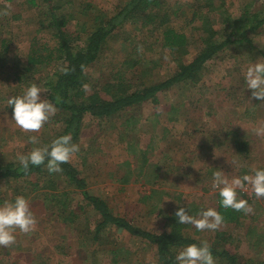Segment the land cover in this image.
Masks as SVG:
<instances>
[{
	"label": "rangeland",
	"instance_id": "obj_1",
	"mask_svg": "<svg viewBox=\"0 0 264 264\" xmlns=\"http://www.w3.org/2000/svg\"><path fill=\"white\" fill-rule=\"evenodd\" d=\"M124 1L56 0L55 6H61L57 13L75 22L68 28L79 32L77 45L84 42V31L91 29L98 14L113 16ZM208 2L169 0L164 5L167 23L160 28L123 25L87 69L88 84L114 83L118 76L130 79L134 74L139 79L136 87L150 86L171 77L178 64L191 60L195 51L189 47L183 55L170 52L163 46L161 33L170 28L190 40L198 39L200 23L192 21L191 15L199 7H203L202 14L211 16L216 30L224 28L223 15L231 20L244 11L258 14L259 19L264 16L257 0H212L205 9ZM5 8L8 15H0V44L4 39L8 44L5 53L0 47V165H18L16 154L33 147L28 136H37L42 146L62 132L63 117L57 111L36 133L22 132L10 120L5 102L8 95L20 94L35 83L46 98L44 79L53 66L37 68L25 77L19 70L25 67L31 45L54 46L55 31L41 0H0V10ZM259 58L264 59V22L249 34V41L229 45L209 60L197 83L175 85L160 93L164 107L158 114L137 108L108 119L87 117L74 142L80 145V152L71 161L88 191L102 198L114 214L145 231H152L157 219L173 215L179 207L217 209L216 190L211 187L214 171L219 169L231 179L264 167V135L255 132L264 127V101L251 97L242 78L247 66ZM237 141L246 144L245 152H237ZM140 152L146 154L145 165ZM52 179L56 188L33 189L20 180H0V203L23 195L37 218L32 233L17 230V243L0 248V264H158L154 247L122 230L111 228L95 237L92 231L86 232L85 225L65 223L68 209L54 198L45 202L40 194L74 190L57 176ZM241 192L252 211L240 224L228 230L222 224L215 232H198L191 225H184L183 230L198 243L207 240L217 247L223 244L222 234L229 236L226 244H231L240 263L262 264L264 198L256 199L247 188Z\"/></svg>",
	"mask_w": 264,
	"mask_h": 264
},
{
	"label": "trees",
	"instance_id": "obj_2",
	"mask_svg": "<svg viewBox=\"0 0 264 264\" xmlns=\"http://www.w3.org/2000/svg\"><path fill=\"white\" fill-rule=\"evenodd\" d=\"M41 1L46 3L49 11L50 27H53L55 31L53 34L55 44L53 47L31 45L25 67L19 72L22 71L23 77H25L33 75L32 73L37 68L53 66L51 72L44 79V88L46 98L57 103L58 112L63 117V130L55 137L70 133L73 142L79 137L81 126L87 117L96 120L108 119L111 116L121 115L137 108L150 110V115L158 114L159 110L164 107L163 102L159 99L160 93L175 85L197 83L200 80L202 69L209 60L229 45L249 41V34L264 22V16L259 19L258 14L244 11L235 20H231L228 15H223L224 28L216 30L211 23V16L202 14L203 7H199L198 12H192L191 15L192 21L200 23L198 39L191 38L192 40H190L184 33H177L170 28H166L161 33L163 46L170 52L183 55L187 53L189 47L195 51L191 60L178 64L177 70L171 77L157 84L136 87L139 79L138 76L132 74L130 79L118 76L114 83L91 87L88 84L86 72L98 60L105 42L116 35L126 23H139L142 27L160 28L164 26L168 19L164 13V5L169 0H125L113 16L107 17L98 14L94 18L91 29L84 31L87 34L84 42L81 41L82 43L77 45L79 32L74 33L68 28L75 22L63 13H57V9L61 6H55L56 0ZM257 1L260 2L264 12V0ZM211 2L212 0L206 3L204 8L208 9ZM31 4H34L33 1ZM1 43L0 47L5 53L8 44H5V39ZM133 64L131 63L129 66L132 67ZM63 68H67L68 71L65 73L61 70ZM19 81L23 82V79L20 78ZM85 84L89 86L88 91L83 88ZM7 112L11 115V107L7 106ZM236 147L237 152L242 153L245 152L246 144L237 141ZM140 153L142 164L145 165L146 154ZM61 167V172L49 174L43 165L30 167L28 172H24L19 164L6 163L0 165V180H20L25 183L26 187L31 186L33 189L46 188L47 185L56 188L57 184L52 177L53 175L57 176L73 188L74 193L62 192L55 195L43 192L40 196L45 197V202L54 198L65 210L68 209L65 223L85 225L86 232L92 231L95 237L104 234L111 228L122 230L140 239L148 246L154 247L158 264H175L174 256L181 248L187 244L198 243L185 235L184 225L177 223L174 214L157 219L152 231H145L134 226L130 220L114 214L102 198L94 196L88 191L85 179L81 177L72 161L61 165ZM74 194L78 195V199ZM240 197L247 200L242 192H240ZM216 201L217 210L224 216L225 229L228 230V227L238 225L243 221L244 213L221 208L218 196H216ZM185 209L187 210L186 207ZM190 209L192 214L198 212V208L191 207ZM89 213L92 214L91 218L88 216ZM228 239L229 236L225 238L222 234L221 242L223 244L219 247L210 246L216 263L251 264L248 261L239 262L231 244H226Z\"/></svg>",
	"mask_w": 264,
	"mask_h": 264
},
{
	"label": "clouds",
	"instance_id": "obj_3",
	"mask_svg": "<svg viewBox=\"0 0 264 264\" xmlns=\"http://www.w3.org/2000/svg\"><path fill=\"white\" fill-rule=\"evenodd\" d=\"M0 15H8V9L0 10ZM61 70L68 71L67 68ZM242 78L244 88L251 90V97L264 101V59L250 63ZM83 88L88 91L89 86L85 84ZM43 92L39 85L32 83L20 94L6 97V104L12 109L10 120L22 132H38L58 111L57 103L42 97ZM255 132L257 136L264 135V127L257 128ZM27 142L33 147L15 156V161L24 172H28L30 167L43 165L49 174L59 173L61 165L69 163L80 152V145L72 141L70 133L57 136L42 146L35 135L28 136ZM211 187L216 190L221 208L248 214L252 211L251 205L240 197V192L247 188L256 199L264 198V167L251 169L231 179L218 169L212 173ZM190 211L188 206L187 210L179 207L174 213L177 223L191 225L198 232H215L224 223V216L216 208H201L195 216ZM36 224L37 218L25 196L17 195L0 203V248H11L17 243V230L21 234H30ZM174 261L175 264H216L207 240L185 245L176 253Z\"/></svg>",
	"mask_w": 264,
	"mask_h": 264
}]
</instances>
